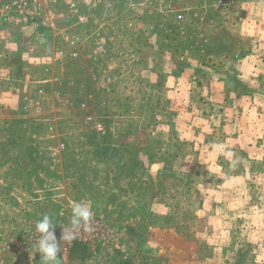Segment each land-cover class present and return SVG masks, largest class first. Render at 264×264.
I'll return each instance as SVG.
<instances>
[{
	"label": "rangeland",
	"instance_id": "obj_1",
	"mask_svg": "<svg viewBox=\"0 0 264 264\" xmlns=\"http://www.w3.org/2000/svg\"><path fill=\"white\" fill-rule=\"evenodd\" d=\"M236 1L189 54L139 39L108 89L89 62L53 65L66 73L42 118L1 103L0 264H43L35 222L52 217L59 241L73 201L90 204L92 231L61 242L59 264H264V0ZM51 40L21 58L45 61ZM81 98L103 132L80 128Z\"/></svg>",
	"mask_w": 264,
	"mask_h": 264
},
{
	"label": "built area",
	"instance_id": "obj_2",
	"mask_svg": "<svg viewBox=\"0 0 264 264\" xmlns=\"http://www.w3.org/2000/svg\"><path fill=\"white\" fill-rule=\"evenodd\" d=\"M233 3L238 1L0 0V60L16 53L19 42L33 46L36 40L45 37V31L52 32L51 42L46 41L40 48L45 61L30 57L34 52L28 48L29 65L21 67L20 77L13 72L15 64L10 63L0 67V79L7 81L12 93L24 94L19 105L24 113L42 118L48 83L57 79L56 75L66 73L61 66L56 74L53 65H63L65 61L89 62L105 69L100 79L96 73L91 75L101 89H108L118 77L116 66L140 61L136 50L139 39L151 41L157 33L169 46L187 42L191 47H202L206 27L216 26V20ZM17 79L23 91L14 85ZM51 92L60 98V92ZM77 106L83 113L81 129L88 127L98 133L105 130L104 123L90 113L83 98ZM47 130L50 137L55 136L56 128L51 121ZM60 142L63 149L64 142Z\"/></svg>",
	"mask_w": 264,
	"mask_h": 264
},
{
	"label": "clouds",
	"instance_id": "obj_3",
	"mask_svg": "<svg viewBox=\"0 0 264 264\" xmlns=\"http://www.w3.org/2000/svg\"><path fill=\"white\" fill-rule=\"evenodd\" d=\"M214 152L224 154L231 157V153L224 151L223 145H211ZM236 162L232 161V166L235 167ZM94 213L89 203L85 201H73L71 204V219L70 225L62 229L60 240H57L55 235L56 223L52 217L44 214L41 219L35 222V231L38 238L32 244L34 252L41 255L43 264H59L58 256L61 253V242L66 243L77 239L79 231H92V221ZM145 247L156 250L160 247L158 242L149 239L146 241Z\"/></svg>",
	"mask_w": 264,
	"mask_h": 264
},
{
	"label": "trees",
	"instance_id": "obj_4",
	"mask_svg": "<svg viewBox=\"0 0 264 264\" xmlns=\"http://www.w3.org/2000/svg\"><path fill=\"white\" fill-rule=\"evenodd\" d=\"M41 47V46H40ZM176 47H180V49L178 50ZM175 48L176 53L178 55H182V53H190V49H192V47L189 45V43L185 42L182 44H177ZM26 50V45L25 44H21L19 42L18 47H17V52L13 53L11 56H9L7 59L4 60H0V67L4 68L6 65L13 63L15 64V69H14V74L17 75V77H20V69L22 66H28V62L26 60H23L21 58L22 53ZM39 52H41V50H39ZM39 52H37L36 54H40ZM187 54V55H188ZM32 70H35L34 68H32ZM13 72H11V74H13ZM14 85L19 89V91H23V86L19 83V79L14 80ZM8 88V84L6 80L0 79V91H4ZM24 122V120H22ZM112 150H116V149H112ZM75 247H78V244L75 245Z\"/></svg>",
	"mask_w": 264,
	"mask_h": 264
},
{
	"label": "crops",
	"instance_id": "obj_5",
	"mask_svg": "<svg viewBox=\"0 0 264 264\" xmlns=\"http://www.w3.org/2000/svg\"><path fill=\"white\" fill-rule=\"evenodd\" d=\"M23 96L24 94L21 93H16L14 95L8 87L6 90L0 91V105L3 103L8 104L12 108H16V106L20 105Z\"/></svg>",
	"mask_w": 264,
	"mask_h": 264
},
{
	"label": "water",
	"instance_id": "obj_6",
	"mask_svg": "<svg viewBox=\"0 0 264 264\" xmlns=\"http://www.w3.org/2000/svg\"><path fill=\"white\" fill-rule=\"evenodd\" d=\"M24 34H26L27 32H23Z\"/></svg>",
	"mask_w": 264,
	"mask_h": 264
}]
</instances>
